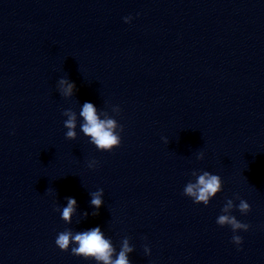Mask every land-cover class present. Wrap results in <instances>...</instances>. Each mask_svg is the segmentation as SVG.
Here are the masks:
<instances>
[{
  "label": "water",
  "instance_id": "obj_1",
  "mask_svg": "<svg viewBox=\"0 0 264 264\" xmlns=\"http://www.w3.org/2000/svg\"><path fill=\"white\" fill-rule=\"evenodd\" d=\"M86 100L118 147L83 133ZM206 170L222 187L197 204ZM97 224L131 264H264V0H0V264H96L55 238Z\"/></svg>",
  "mask_w": 264,
  "mask_h": 264
},
{
  "label": "clouds",
  "instance_id": "obj_2",
  "mask_svg": "<svg viewBox=\"0 0 264 264\" xmlns=\"http://www.w3.org/2000/svg\"><path fill=\"white\" fill-rule=\"evenodd\" d=\"M132 16H125L123 19L125 22L130 23ZM59 86L62 94L70 95L75 89L76 85L74 81H70L64 77L60 78ZM80 115L83 117L84 122L81 125L83 133L91 138L90 142L93 143L98 150L111 151L115 147L121 144V135L116 131L117 127L121 131L124 130L122 125H118L112 118H101L96 105L92 101H84ZM75 122L76 116L74 113L69 114V118L64 122L68 131L65 136L68 138H75ZM97 160H93L89 163V167H96ZM222 184L218 174L210 171H204L200 175L196 176L195 182H189L184 187V194L191 197L194 203L203 202L207 205L210 202V198L221 190ZM67 205L60 213L61 218L65 221L71 219V215L75 212V206L77 204L75 197H67ZM90 203L96 210L103 205V189L98 190L91 194ZM231 202H229V206ZM239 210L242 214L247 213L251 209V205L246 201H241L239 204ZM226 210V209H225ZM98 214V212L93 213ZM87 215V213H85ZM216 223L219 225H228L231 227L233 235L232 241L237 245H241L243 237L237 234L238 230L247 231L250 227L248 223L242 222L234 215H219ZM55 244L64 251L70 249L74 255L82 256L85 259L94 260L96 264L103 262V264H131L128 258V253L133 251L129 246L127 240L121 250L117 253L115 246L110 238L106 237L101 230L100 225H95L87 230L76 232L73 234L71 230L60 231L56 238ZM115 255V258H113Z\"/></svg>",
  "mask_w": 264,
  "mask_h": 264
}]
</instances>
